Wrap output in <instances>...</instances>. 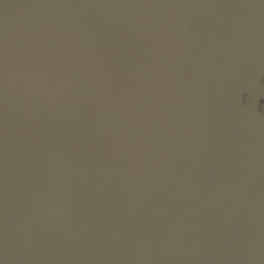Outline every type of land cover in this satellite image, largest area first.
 I'll list each match as a JSON object with an SVG mask.
<instances>
[{
	"label": "water",
	"instance_id": "water-1",
	"mask_svg": "<svg viewBox=\"0 0 264 264\" xmlns=\"http://www.w3.org/2000/svg\"><path fill=\"white\" fill-rule=\"evenodd\" d=\"M0 264H264V0H0Z\"/></svg>",
	"mask_w": 264,
	"mask_h": 264
}]
</instances>
